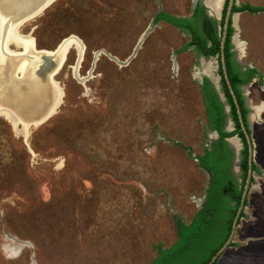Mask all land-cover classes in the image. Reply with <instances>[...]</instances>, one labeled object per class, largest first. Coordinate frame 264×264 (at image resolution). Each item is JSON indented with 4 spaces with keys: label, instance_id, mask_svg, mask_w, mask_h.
I'll list each match as a JSON object with an SVG mask.
<instances>
[{
    "label": "rangeland",
    "instance_id": "374dc122",
    "mask_svg": "<svg viewBox=\"0 0 264 264\" xmlns=\"http://www.w3.org/2000/svg\"><path fill=\"white\" fill-rule=\"evenodd\" d=\"M192 4L54 0L21 25L32 46L52 50L70 37L82 55L75 66L71 42L54 76L62 102L25 138L0 115V264H148L157 246L176 240L174 216L191 219L208 179L194 159L205 134L214 137L205 130L200 67L209 75L216 61L192 48L177 52L189 37L154 17L188 16ZM236 21L240 61L262 75L246 88L257 110L251 126L259 170L235 245L216 264H264V11H242ZM142 34L126 64L108 56L126 60ZM19 242L15 255L4 249Z\"/></svg>",
    "mask_w": 264,
    "mask_h": 264
},
{
    "label": "trees",
    "instance_id": "16d2710c",
    "mask_svg": "<svg viewBox=\"0 0 264 264\" xmlns=\"http://www.w3.org/2000/svg\"><path fill=\"white\" fill-rule=\"evenodd\" d=\"M226 5L227 0H225L222 18L219 21L221 27ZM242 11L249 13L261 12L264 11V4L252 5L245 2L240 5H232V13ZM160 20L178 27L189 37L188 41L177 49V52L185 51L192 46L196 53L204 57H216L221 88L229 105L234 128L230 131L224 129L226 115L223 104L219 101L210 80L204 76L203 82L200 84V93L205 110V130H215L217 138L208 142L207 134H205L203 151L196 154L194 159L198 160L196 162L197 166L204 169V172L210 178L207 179L201 203L191 219L185 222L182 218L174 216L176 240L167 247L157 246V255L148 264H207L229 237L233 219L241 202L242 189L248 169L247 143L240 127L235 103L223 73L220 48L221 30L220 32L217 31L216 22L207 17L205 7L200 3H197L196 8L189 17L175 16L159 11L154 17V22ZM233 32L234 28L229 18L223 48L224 65L236 95L244 124L247 126L246 114L248 109L244 105L240 85L250 81L255 76H257V83L261 84L262 75L256 67H246L245 70L240 69V64L234 59V52L231 50ZM233 135H237L243 144L238 163L241 171L239 175L240 182L231 171L232 150L226 141L227 137ZM175 143L180 148L187 150L189 155L191 154V147L180 142ZM252 169L258 172V166L255 163L252 164ZM252 181L253 176L250 183ZM246 204L247 197L244 201V205ZM244 215L242 209L238 216V223ZM231 245H235V243L230 241L228 246ZM217 261L218 258L211 264H216Z\"/></svg>",
    "mask_w": 264,
    "mask_h": 264
},
{
    "label": "water",
    "instance_id": "95a60500",
    "mask_svg": "<svg viewBox=\"0 0 264 264\" xmlns=\"http://www.w3.org/2000/svg\"><path fill=\"white\" fill-rule=\"evenodd\" d=\"M54 0H22L21 3L17 4L13 10L11 16H7L5 20L0 18V62L8 64V72L5 73L6 82L3 85V89L0 92V112L1 113H8L9 115H13L14 118V126L21 130L22 136L25 138L29 134L30 129L35 127L45 120H47L53 113H55L57 107L62 102L63 92L61 88H59L57 81L54 79V76L61 68L62 62L59 59L58 54H55V49H44V48H37L33 46V48L27 47L24 42L22 34L20 33V27L23 23L34 19L38 15L42 13V11L48 7ZM205 7L208 8L207 12L209 15H215L217 19L221 17V7L223 0L220 4L218 10H212L209 5L206 3V0H202ZM196 0H193L195 3ZM240 5L237 0H228L227 6L225 9L223 25L220 27L218 25V31L221 30V39H220V48H221V61H222V68L223 73L225 76V80L227 86L229 88V92L232 95L233 101L236 106V111L238 114V119L240 122V127L244 133L246 143H247V174L245 178V182L242 189L241 194V202L238 207L237 213L232 222V228L229 237L224 242V244L216 251V253L211 257L207 264H211L215 259L219 258L222 251L228 247L229 242L232 240L236 227L238 225V216L240 211L244 210V201L247 197L250 180L253 176V169L252 164L255 163L254 159V142L252 139V118L255 117L256 110L254 106L250 105V99L247 96V87L242 85L240 88L243 90V95L246 100V107L249 109L248 112V122L247 126L244 124L239 105L237 103V98L234 93V90L231 86L230 80L228 79L225 65H224V55H223V48H224V41L226 36V30L229 22V18L231 19V25L234 28V32L231 36V44L233 48L237 50L235 58L238 62L240 61V56L242 55V51L239 53V48L236 47V42L238 39V26L236 21V15L240 12L231 13L232 5ZM1 8V7H0ZM1 16V15H0ZM16 34V35H15ZM146 34V33H145ZM145 34H142L139 41L137 42L133 52L130 56L124 60L120 61L115 57L108 55L110 58L115 60L119 64H126L135 54L139 44L141 43ZM240 42V41H239ZM3 54V55H2ZM81 58L80 55L77 54L76 56V64L78 65L79 59ZM97 56L95 55L94 60H96ZM209 58H216L209 57ZM202 60H206L205 57H201ZM8 60V61H7ZM208 61V60H207ZM11 62V63H10ZM24 62V64H23ZM211 63V61H209ZM11 64V65H10ZM23 65V66H22ZM209 79L218 95L219 101L223 104V110L226 115L224 129L227 131L232 130L233 122L230 116V109L229 105L227 104L226 98L223 94L221 85L219 83V77L215 75L214 71H211V74L208 75ZM31 83L34 84L36 89L31 92L28 88L32 89ZM58 86L59 94L57 97L54 98L53 96L49 95L48 92L53 87ZM264 88V85L261 86ZM51 88V89H50ZM56 88H54L55 90ZM51 94V92H50ZM59 96V99H57ZM48 97V99H47ZM35 100L38 102H47L46 107L42 111H37L32 106L30 100ZM50 99V102H49ZM52 101V102H51ZM55 102V103H53ZM21 117H20V116ZM212 134L217 137V132L212 130ZM231 140L236 141V146H234ZM226 141L229 147L232 150V165L231 171L236 176L237 180L240 182V168L238 165L240 159V150L242 148V141L237 135H233L226 138ZM198 162L197 159H195ZM205 171L204 169H202ZM209 177V175H208ZM198 200V205L201 199L196 198ZM23 242V241H22Z\"/></svg>",
    "mask_w": 264,
    "mask_h": 264
},
{
    "label": "bare ground",
    "instance_id": "6f19581e",
    "mask_svg": "<svg viewBox=\"0 0 264 264\" xmlns=\"http://www.w3.org/2000/svg\"><path fill=\"white\" fill-rule=\"evenodd\" d=\"M21 1L22 0H0V18H2L3 20H5V18L7 17V16H11V14H12V10H13V8L17 5V4H19V3H21ZM33 1V0H32ZM221 2H222V0H206V3L209 5V7L212 9V10H218V8L220 7V4H221ZM238 15V14H237ZM236 18V17H235ZM25 36V35H24ZM68 38H70V37H68ZM68 38H65V39H63L62 40V42L61 43H59L58 45H57V47H56V49H55V54H58V56H59V59H60V61L61 62H63V59H64V53L66 52V49L68 48V46H70V44H71V42H73L72 40H69ZM23 42H24V44L27 46V47H29V48H33V46H32V41L30 40V39H24L23 40ZM73 44H75L76 46H77V54L78 55H82V46L79 44V43H77V42H73ZM240 43H239V41L237 40V42H236V47L237 48H239V52H240ZM0 51H1V47H0ZM96 54V53H95ZM3 55V54H2ZM81 59V58H80ZM79 59V60H80ZM8 61V60H7ZM7 63H9V62H7ZM5 64V63H3L2 64V62H0V92H1V90L3 89V85H4V83L6 82V78H5V74H4V72L5 73H7L8 72V70H9V66H8V64ZM11 63V62H10ZM23 64H24V62H23ZM11 65V64H10ZM23 66V65H22ZM208 70H210L211 68H210V66L208 65ZM8 69V70H7ZM211 72V71H210ZM6 79V80H5ZM31 85H32V87H34V88H32V89H30V88H28V90L29 91H31V92H33L35 89H36V87L34 86V84L33 83H31ZM54 88H56L55 90H54ZM51 89V88H50ZM50 92H51V94H50ZM59 94V96H60V92H59V88H58V86H54L53 87V92H52V89L48 92V96L49 95H51V96H53V101H54V98L55 97H57V95ZM59 96H58V98L57 99H59ZM47 99H48V97H47ZM31 101V103L33 104L32 106L35 108V110H37V111H42L45 107H46V104H47V102H45V100H43V102H38V101H35V100H30ZM49 102H50V99H49ZM52 102V101H51ZM53 103H55V102H53ZM56 104V103H55ZM257 109H260V108H257ZM256 113H257V110H256ZM255 113V114H256ZM0 115H2L4 118H6L9 122H10V124L13 126V128H14V130H17L16 132H18L19 134H21L22 135V132H21V130L20 129H18V128H16L15 126H14V118H13V115H9L8 113H1L0 112ZM20 116V115H19ZM21 117V116H20ZM25 135H28V134H25ZM231 142H232V144L234 145V146H236L237 144H236V141H233V140H231ZM25 243H22V242H19V245L17 246V248H15V247H11L10 245L9 246H5L4 247V249L6 250V251H8L9 249L10 250H13V248L15 249V250H18L19 248H21L23 245H24ZM31 264H33V263H31Z\"/></svg>",
    "mask_w": 264,
    "mask_h": 264
},
{
    "label": "flooded vegetation",
    "instance_id": "af4514ba",
    "mask_svg": "<svg viewBox=\"0 0 264 264\" xmlns=\"http://www.w3.org/2000/svg\"><path fill=\"white\" fill-rule=\"evenodd\" d=\"M228 1V0H227ZM197 3H200V4H202L204 7H205V5H204V3H203V1L202 0H196V2L195 3H193L192 4V11H191V13L188 15V16H186V17H189L192 13H193V11H194V9L196 8V5H197ZM224 3H225V0H223V3H222V7H221V17L219 18V19H217L216 18V16L215 15H209L208 14V8H206L205 7V14L207 15V17H209V18H211L212 20H214L215 22H216V28H217V31H218V25H220L219 24V21L221 20V18H222V13H223V6H224ZM227 6V5H226ZM232 13V12H231ZM224 14H225V12H224ZM223 19H224V15H223ZM221 27V26H220ZM181 32H183L185 35H187L184 31H182V30H180ZM218 32H220V31H218ZM232 45V44H231ZM190 48H192V50H193V47L192 46H190ZM231 50L234 52V59L236 60V58H235V55H236V53H237V50L235 49V48H233V46H232V48H231ZM194 51V50H193ZM195 52V51H194ZM195 54L196 55H198V56H200V57H204V56H202L201 54H198V53H196L195 52ZM210 57H214V56H210ZM206 58H209V57H205V59ZM200 60V59H199ZM201 61V65H202V60H200ZM215 61H216V65L213 67V71H214V73H215V75H217L218 77H219V83H220V76H219V73H218V61H217V59L215 58ZM237 61V60H236ZM238 62V61H237ZM198 63V62H197ZM239 64H240V69L241 70H245V68L246 67H251V66H249L248 64H246V65H243L241 62H238ZM199 66V65H198ZM200 67V66H199ZM200 70L202 71V74L203 75H200V84L203 82V77L204 76H206L208 79H209V76H208V74L207 73H205L204 72V70L202 69V66L200 67ZM255 79V82H257V76H255V77H253L250 81H248V82H246V83H244V84H241L240 85V87L242 86V85H244V86H246L247 87V85L249 84V83H251L252 82V80H254ZM210 80V79H209ZM211 82V81H210ZM221 85V84H220ZM240 91H241V95L243 96V99H244V105H245V107H246V100H245V97H244V95H243V90L240 88ZM247 108V107H246ZM248 109V108H247ZM248 112H249V109H248ZM248 112H247V114H246V119L248 118L247 116H248ZM2 116V115H1ZM233 122V121H232ZM247 122H248V120H247ZM209 132L210 133H212V130H209ZM217 137H212V139H208V137H207V139H208V142L209 141H212V140H215ZM242 147H243V144H242ZM242 149V148H241ZM248 150V149H247ZM240 157H241V150H240ZM239 161H240V159H239ZM239 163V162H238ZM256 164V163H255ZM231 165H232V163H231ZM257 165V164H256ZM259 170V169H258ZM253 172H255V171H253ZM208 177V176H207ZM210 177H208V179H209ZM202 200V199H201ZM199 203H201V201L199 202ZM200 205V204H199ZM246 206V205H245ZM244 211V210H243ZM9 239L11 238V239H15L14 237H11V236H7ZM16 240V239H15ZM11 247H14V246H12V245H10ZM19 250L20 249H18V250H15L14 248H13V250H10L9 249V253L10 254H13V255H15V254H17L18 252H19ZM32 263V262H31Z\"/></svg>",
    "mask_w": 264,
    "mask_h": 264
}]
</instances>
